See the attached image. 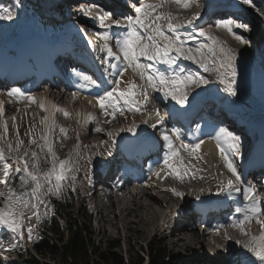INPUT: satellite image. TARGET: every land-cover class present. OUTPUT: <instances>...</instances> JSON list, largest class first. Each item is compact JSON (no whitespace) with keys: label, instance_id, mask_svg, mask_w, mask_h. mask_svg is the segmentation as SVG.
Returning <instances> with one entry per match:
<instances>
[{"label":"rangeland","instance_id":"374dc122","mask_svg":"<svg viewBox=\"0 0 264 264\" xmlns=\"http://www.w3.org/2000/svg\"><path fill=\"white\" fill-rule=\"evenodd\" d=\"M37 2L39 3L44 2V0H39V1L20 0V6L18 8H15V0H0V6L14 8L18 12L17 17L12 21L0 20V45L7 46L6 47L7 49L13 48V50H16V46H21L15 42L17 41L20 42L21 40V38L18 37L17 34H18L19 26L22 24H30L32 25L33 30H35L36 33L38 32L39 34L48 37V39L53 38L57 40V37L60 35L59 31H54L52 29L45 30L43 23L50 21H47L45 19L43 13L41 12L42 9L39 6H37ZM260 4H261L260 7L264 8V0H260ZM200 7L204 8L205 5L201 4ZM260 9L261 8L258 7V10ZM162 11L170 12L172 15L176 14V16H180L177 15L179 13H183V15L185 14L189 16V10L187 9L188 12H183V10L180 9V7L173 8L170 10H168V8L165 7L162 8ZM191 12L194 13L196 11L195 9H192ZM177 21L175 22L178 23ZM263 21L264 20L262 19L260 20L262 26L259 27V30L263 32H260L258 34L259 37L257 39L255 40L251 39V43L238 45L234 42L229 41L231 39H230V35L227 33H225L226 38H224L225 45L230 48L233 47L232 49L237 53V59H236L237 63L238 61L241 63V65H239L240 69H238L237 65L236 67L238 72L241 74L240 80L242 79L243 86L241 87L239 93L237 92L238 94L235 97L230 96L224 90L219 91L218 97L220 96L221 99L231 98V100L228 102L235 103L237 105V110L244 115L245 119H248V123L247 124L243 123L242 125L244 126L243 128L247 133V139H249V141L241 144L242 154L241 156L235 158V164L237 170L241 169L243 162L247 160L246 158L253 157V154H251L252 149L258 150L255 152L254 158L260 159L264 162V125L259 124L260 122L264 123L263 120L264 115L262 114L260 118H257L255 120L254 117L250 119L254 113L253 109L250 110L241 109L242 103L238 102V100L246 96L248 92H250L251 90L256 91L257 87L261 85L264 86V52H262L263 53L262 56L260 55L261 50L264 49ZM256 30H258V27L256 28ZM217 38L221 41L219 37ZM198 41L204 43L203 42L204 39H200ZM198 41L196 42L194 41L192 43H196V45H199L200 43ZM248 42H250V40H248ZM99 43L100 42H96L95 44L97 48L99 46ZM111 46L115 49L114 52H116L117 48L115 47V43L111 44ZM83 49L85 56L87 52L88 53L90 51L94 52V54H92L93 60L91 58H87V60L92 61L91 66L95 67L96 72L93 73L94 70H90L88 71L87 74L92 75L95 79L97 78L98 80V75H101L102 73V70H100V68H103V63H102L103 59H101L100 57L102 55H105V53L93 50L92 45L84 46ZM255 50L257 51V53H259V54H255V56L260 58L258 60V62H260V65H257L258 67L254 66V70H253L252 69L253 62L251 61L248 62V56L250 55L251 52ZM29 53L30 52L28 48L21 49L19 51L20 57L18 56L15 59V61L19 60V58L23 59L24 57L28 56ZM94 55H96V57H94ZM35 60L37 61V59ZM122 60L116 61L115 64H117L118 66H123ZM5 61L9 62L11 61V59L9 57H6ZM142 62L145 64L149 63L148 61H142ZM47 63H49V61ZM177 63L181 67H185L191 72L203 73L202 70L199 69V67L188 65V63L182 58L179 59ZM98 65L100 68L98 67ZM105 65L107 66V63H105ZM157 66L160 67V64H158ZM107 73L109 75H112L111 74L112 69H108ZM125 73L127 74L125 77L127 81H134L137 85L139 86L142 85L143 87H145L146 85L145 81L140 78L139 74L135 72L132 67H128ZM107 76H108L107 74H105L104 78L103 75L99 76V78H101L100 84H102L101 81H104L105 77L107 82L116 79V78L110 79V77ZM253 78L254 79L256 78L258 80L256 81V79L254 80ZM211 80L213 83H215L216 82L215 76H212ZM211 83L207 85L210 86ZM107 85L102 84L101 87L99 88L97 87L83 88L85 90L81 93H84L86 96L95 98L99 94V90L97 89L103 87L104 90H106ZM208 86L203 85L202 89H205L204 94L208 93L206 90ZM89 89H91L92 91L91 90L89 91ZM140 91H141L140 89L137 91L138 92L137 99H140L142 96V93ZM214 91H215L214 88L209 89V92L213 93ZM74 92H77L78 95L81 94L80 92H78V90ZM45 94L46 92L41 89L37 94H34L35 96V97L33 96L35 98L34 101H27V99L21 97L15 98V97H9L8 95L6 96L0 95V99H2L3 102L5 101L3 103L4 105L3 113L6 114V115L4 114L0 115V135H3L5 137V140L10 141L13 143V145H15L17 139V129H18L19 138L23 139L25 145H27L31 137L30 135H26V133H28L29 128L33 125H35L37 138L39 137L41 130L44 128V125H41L40 123L43 117V110L39 107V104L41 103L39 101L43 100L42 102L44 103V105H46L45 102L46 98H44ZM64 95H63L64 100L72 98L70 100H67L66 102L63 100L64 104L70 103L68 108L72 115L69 118H64V119L61 118L60 116H58V118H55V121H58L59 118L60 119L55 124L57 130L53 134L55 140L54 150L56 151V153L60 152V150L58 151V149H61L62 152L65 151L64 152L65 155H61V157H67L69 153L73 151L77 143H79L80 158L75 165L77 169L74 172L75 179L74 180L69 179L68 181L65 182L63 193L59 198L53 196V197H49L48 200L46 201L48 208V214L46 215V217L52 214L54 203L57 202V200H62L64 204L63 206H65V210H66L65 212L68 214H72L73 212L75 215H77L78 212L80 211V215H81L82 214L81 211L85 209L88 215L90 216L89 218H91L89 231L91 232L90 239L93 242L92 244L95 245L98 253L111 257L115 262L119 264L134 263L136 262V260L139 259V257H141L144 260L143 264H151L152 260L148 255L149 254L148 246L149 244H152L154 248L155 246L158 245V243H161L160 248L161 250L162 249L164 250L163 252L165 253L166 256L164 264H226L224 262L226 260H229V256L232 258L235 257V262L234 263L232 262V264L238 263L239 259L241 262H243L244 251L238 249L239 247H237V245L241 246V244L236 243V241H244L245 237L249 235H245L241 233L238 228H232V229L224 228L223 231L226 232L227 235L232 238V239H228L229 241H231V243L226 244L225 243L226 239H224V237L216 239L217 238L216 233L218 229L216 230L215 228H211L205 225L202 226L201 228L199 227L200 229H198L197 227L198 230L204 229L205 234L201 235L199 231L198 232L196 231L195 233L197 234V237L195 236L196 239L191 241L190 237L192 236L191 235L192 233H189L190 231H188L187 228L185 230V227H182L183 219L181 213L190 209V202L192 201L191 199H193L192 198L193 194L197 193L196 191H199L201 189L204 190L209 189L208 188L209 184L217 185L218 178L216 172H219V174H223V176L228 179L230 177L232 180L235 181V177H233L232 174L228 172V170L224 167L223 161L220 159V156L218 155L215 156L214 158L212 155L208 154L205 151L202 153L201 151L199 153L196 152L194 155L191 156L188 155L186 156V158H184V160H186L187 162L190 160L192 164L195 165V167L191 168L189 173L186 175L183 174L182 172L181 174L183 176V179L178 178L174 173L171 172L170 169H167L165 167L163 163L164 157L158 158L157 156H155V160L154 162H152L153 163L152 167L149 166L148 169H153V167L155 168L156 165L158 164L161 165L162 168H160V170L163 169V171H161L159 177H163L165 182L163 184H161V182H156L151 184V183L139 181L138 182V184L140 185L139 188L137 187L136 184L132 185L131 187L128 186L130 187V189L127 190L128 188L127 187L125 191L126 192L131 191L133 193L132 195L136 196L135 203H138V207H135V204L132 203L133 198H130L129 195H127L128 198L127 196L126 197L124 196L125 197L124 205L130 208L131 209V210L129 209L130 212L133 211V213H131L126 220L120 219L117 216L119 214L118 206H116L115 209L114 206L109 204L110 212H108L109 213L108 216L110 219L109 220L110 223L109 224L106 223L103 225L102 221H100L99 214L97 213V207L94 203V197L99 198L100 195L102 197L104 195L102 193H100L99 195L96 193L94 196H92L91 192L89 191L93 189L92 184L94 183L91 182L89 178L90 175L95 171V169H98L103 164L110 166V163L112 162L111 153H115V152H113L111 148L109 149L106 147H104L103 150L102 149L100 150L101 145H103V143H109L108 139L110 136L109 135L106 136V132L109 131L114 135V136L112 135L111 137H115V135L119 134L118 137H115L116 140H113L115 147L120 146L123 149V151H128L127 148L129 147L130 144L134 143V140H137V136L141 135V131H143L145 135L148 136V133L153 129H155L152 127V125L156 123L158 119L165 118L163 114L164 113L163 103L157 100L156 94L154 93L148 94V97L150 98L149 100L151 101L152 105H149L148 102L142 103L140 105V111H134L132 109L125 108L124 115H120L119 113H116L115 118L113 117L110 118L109 128L105 127L103 131L100 132V134H98L95 137H90L88 136L90 126L88 124V121H86L84 118L88 114L87 108L92 109L91 106L94 103L86 102L79 96L73 98L72 91H67ZM71 100H73L72 103ZM74 101L76 107L73 104ZM79 101L80 102L82 101L81 102L82 104ZM50 102L51 103L48 102V104L49 105L51 104L50 106H52L54 102L52 100ZM167 104L168 103H165V106ZM161 106L162 108L160 110L158 107ZM95 107L96 105L94 104L93 108ZM156 109H159L160 118L157 117L156 115V111H155ZM96 111L97 110L91 112L93 118L100 116ZM111 111L112 110H110L109 108L108 112L110 113ZM145 120L147 121V123H144ZM253 120L255 122H253ZM5 121L7 122V127H8L7 134L4 133V127H3ZM133 122H135L137 126L139 125L138 123L142 124L135 129L134 133L127 131H123V132L120 131L121 128L130 127ZM144 124L145 127H143ZM204 124H206V122H202L201 126H203ZM60 127H63L65 130H68L66 131L68 137L67 139L63 138L64 136L63 133H60L59 131ZM228 131L234 133L232 130H228ZM127 133L130 135V137L128 136L129 138L125 137L127 136ZM77 136L79 137V140H77ZM118 138H121V140L123 141L120 142ZM149 140L151 142L159 143L160 138L157 136V134H155L152 137L149 136ZM195 143L196 142H193L192 144ZM162 148L165 149L166 147L162 146ZM201 149H203V147ZM36 150L38 151V149ZM41 156L43 157V154H41ZM73 158L75 159L74 155ZM84 161H86V164L83 165ZM258 168L264 171L263 166H258ZM169 174L171 175V177ZM203 175L207 176L205 181L206 184L200 185L199 187L200 189L193 187L196 184L187 186V188H183L184 185L197 182L198 177L201 178V176ZM16 183H18V181ZM173 188L176 189L177 191H184L185 194L183 198L177 196L172 198V195H174V192L172 191ZM163 193L165 194V196H162ZM0 204H2V200L0 201ZM44 211L45 209L41 207V213H43ZM170 211L171 214L170 215L169 213L167 214V212ZM209 214H213V213H209ZM165 215L167 218H165ZM44 217L45 216H42V218ZM151 218H153L152 219L153 222L149 223L148 221ZM163 218L166 221L168 219V221L170 222L166 230H162L163 229L162 225L165 223L162 222ZM212 219H213L212 216H209V220L211 221ZM130 222H134L135 225L130 226ZM32 223H35L34 219ZM226 225L227 226L225 227H228L230 224L229 225L226 224ZM38 227H40V230L46 232V228H43L40 224L38 225ZM245 227L254 234H257L256 224H251L250 227L247 226ZM230 231H233L231 232L232 234L229 233ZM224 232L223 234L225 236ZM47 236L50 239L52 238L54 242L49 243L47 239L45 240V242L43 243V245L45 246L44 254H38L36 252V249L29 244L22 246L23 251L21 255L16 254V252H14L15 249L10 252L4 251V249H0V264H35V263L58 264L60 260L59 250L61 248V242L59 241V237L63 238V236L57 235L59 237L56 236L55 238H53V235L52 237H50L47 234ZM211 236L213 239L211 238ZM179 240H182L186 244L191 245L193 250L185 251L184 243L179 242ZM14 242L15 241H13L12 235L10 236L9 233L5 235L0 233V243H2L4 247L5 246L8 247L9 243H14ZM217 244L221 245V247L218 248L216 246ZM4 255L9 256L10 257L9 260L5 261L3 259ZM215 260L218 262H216Z\"/></svg>","mask_w":264,"mask_h":264},{"label":"snow or ice","instance_id":"6c2138e0","mask_svg":"<svg viewBox=\"0 0 264 264\" xmlns=\"http://www.w3.org/2000/svg\"><path fill=\"white\" fill-rule=\"evenodd\" d=\"M168 2H171V0H151V2L149 0H134L132 8L135 15L113 19L111 24L104 22L111 15L110 13L103 9L96 13L97 18L100 20V28L105 30L96 33L100 43L98 48L96 45H92L93 50L103 52L108 58L117 61H121V55L123 58V66L111 63L110 60L102 61V63H107L105 71L112 69L111 74L117 77L111 82L112 86L109 89L95 97V103L105 115H111L113 118H115L116 113L124 115L125 108L140 111V105L149 102L150 98L147 95L146 87L141 88L134 81L124 82L127 85L126 87L121 86V78L128 67H132L140 78L145 81L146 85L151 86L155 91L162 92L165 99L170 97L181 106L187 104L192 89L207 85L212 80L199 72H191L187 68L181 67L177 63L181 58L191 61L204 72L215 76L216 82L223 85V90L230 96L235 97L238 94L236 87L238 75L236 67L237 53L203 29H199L196 35L188 33L182 37L179 30L186 25L193 26V21L200 17V13L196 11L184 23H176L177 17L170 12L161 10L164 4ZM240 2L254 7L252 0H240ZM175 3L185 9L199 7L197 0H175ZM19 6L20 0H15V8ZM83 11L88 13L91 9H84ZM17 15L18 12L14 8L0 6V20L12 21ZM261 15H264V13H261ZM113 26L124 29L115 38V47L121 55L114 53L110 43L113 36L110 35L109 30ZM215 26L227 30L238 42L247 43L246 38L235 34L233 31V29L249 31V26L246 23L229 18L217 21ZM197 35L204 37L211 43H201L195 48L188 46L187 41L195 40ZM144 60L150 63L145 64L142 62ZM156 64L165 67L161 69L156 67ZM74 74L80 81L77 85L78 88L101 87L100 82L92 75L76 70H74ZM137 89H140L142 93L140 99H137ZM7 94L9 97H21L29 101L35 99L19 88H12ZM77 95V92L72 93L73 98H76ZM39 107L49 115L43 116L40 121L44 128L38 138L35 125L31 126L28 133H26L31 137L27 145H25L23 139L19 138L18 129L15 145L5 140L3 135H0V185H3L5 189L0 190V200H2V204H0V229L11 233L13 241H15L9 243L6 249L0 243V249H4V251L10 252L15 249L18 241L24 239L25 229L29 241H32L34 237H38L36 229L42 222V216L48 214L46 201L53 196L59 198L63 193L65 182L69 179H75L74 172L77 170L75 165L80 158V145L77 143L73 151L67 157L61 159L54 150L55 140L53 135L56 131L54 113L59 112L65 117H70L72 114L54 104L52 105L53 112H50L43 102L39 104ZM109 108L112 110L110 113L108 112ZM3 111L4 105L3 102H0V115L3 114ZM155 111L157 117H159V109ZM84 119L91 121L93 116L88 113ZM144 123H147V121L145 120ZM157 123L163 128V119H158ZM156 126V123L152 125L153 128H156ZM3 127L4 133L7 134L6 121ZM137 127L136 123L133 122L130 127L121 128L120 131L134 133ZM59 131L64 134V139L68 138L63 127H60ZM95 131L101 132L102 129L97 127ZM168 132L167 129L162 132L168 149L163 163L178 178L183 179L181 173L188 174L195 165L190 160L187 163L185 162L181 156V150L187 152L190 156L194 155L200 149L203 141L188 144L184 141L182 133L178 129H172L170 135ZM108 135L111 137L113 134L109 132ZM213 138L216 141V147L224 167L235 177V181L232 179H228L226 182L221 181L218 194L227 192L231 196L232 193H239L244 201L242 206L235 209L238 217L232 221L231 226L238 228L241 233L249 235L245 225L255 221L261 230L258 236L250 235L247 241H236V243L241 244L244 249L255 256L260 264H264V201H262L254 184H243L241 175L237 170L235 158L242 154L241 137L221 127ZM77 140H79L78 136ZM41 154H43V157ZM161 171L163 169L154 174L159 177ZM17 178L18 184L16 183ZM172 191L177 197L183 198V192L174 188ZM200 191L202 192L204 189ZM197 199H199V196ZM41 207L45 209L43 213H41ZM33 219L35 223H32ZM224 239H231V237L225 233ZM216 246L221 247L219 244ZM9 258L7 255L3 256L5 261Z\"/></svg>","mask_w":264,"mask_h":264},{"label":"trees","instance_id":"16d2710c","mask_svg":"<svg viewBox=\"0 0 264 264\" xmlns=\"http://www.w3.org/2000/svg\"><path fill=\"white\" fill-rule=\"evenodd\" d=\"M238 84H236L237 89L239 87L237 85H241L242 82L236 78ZM260 85V84H259ZM243 102L242 107L246 110L250 108L253 109V117L254 119L260 117L262 114L264 115V86L261 85L256 88V91L251 90L248 92L246 96L240 99ZM57 155L63 159L65 157H61V155H65V151L62 152L61 149H58ZM59 153V154H58ZM86 164V161L83 162V165ZM18 184V183H17ZM62 200H57L53 206V212L49 216H45L42 218V222L40 225L43 228H46V232L40 230V227L36 229L38 232V237H34L32 241H29L27 238V231L25 229L24 239L19 240L17 246L15 247L14 252L16 254L21 255L23 251V245L29 244L32 245L38 254H44L45 246L43 243L47 239L49 243H53L52 238L50 239L47 234L53 238L57 235L63 236V238L59 237V241L61 242V248L59 250L60 260L58 264H119L115 262L111 257L98 253L96 247L91 241V232L90 224L91 218L88 215L87 211L84 209L82 214L80 215V211L77 215L73 212L72 214H68L65 211V206H63ZM3 230V229H2ZM6 231V230H4ZM8 232V231H6ZM9 233V232H8ZM11 234V233H10ZM66 234V236H65ZM12 235V234H11ZM13 238V235H12ZM65 238V239H64ZM161 243H158L157 246L153 248L152 244H149V257L151 258V264H164L165 261V253L164 250L160 248ZM144 260L139 257L136 262L131 264H143ZM38 264V263H35Z\"/></svg>","mask_w":264,"mask_h":264},{"label":"bare ground","instance_id":"6f19581e","mask_svg":"<svg viewBox=\"0 0 264 264\" xmlns=\"http://www.w3.org/2000/svg\"><path fill=\"white\" fill-rule=\"evenodd\" d=\"M44 2H45V0H44ZM189 10V16L188 15H184L183 17H184V22L186 21V19L188 18V17H190L191 16V14H193V12H191L192 10L191 9H188ZM191 10V11H190ZM190 12H191V14H190ZM182 21V20H181ZM186 26H188V25H186ZM257 27H258V25H257ZM256 28V27H255ZM188 31V30H187ZM260 32H263V31H261V30H259V27H258V30H256V31H254V30H252L251 32H250V37H252V40H255V39H257L258 37H259V33ZM87 32H85L84 31V33L83 34H86ZM189 32H186V34H188ZM36 32H35V34H34V37L36 36ZM87 35V34H86ZM256 38H255V37ZM32 38V39H31ZM31 38H29V39H27L26 38V40H23V39H21L20 40V42H18V44L19 45H21V46H16V50L17 51H19V50H21V49H29V51H31L30 53L31 54H33L34 55V57H35V59H37V62H38V64L39 65H42L41 66V70L42 71H44L45 69H46V65L47 64H49V63H51L50 62V59L48 58V60L47 59H45V58H43V57H41L40 55H41V52L39 51V43H38V38L37 37H35V38H33V37H31ZM21 42H23V43H21ZM31 42H33V43H31ZM27 45H26V44ZM15 50V51H16ZM14 52V50L11 52V53H13ZM26 52V51H25ZM49 61V63H47ZM9 63V64H8ZM47 63V64H46ZM8 65V66H7ZM7 66V67H6ZM11 66V62H7V61H5V58H4V61H3V63H2V69H1V71H0V76L2 77V76H5V75H7V70H8V68ZM44 69H43V68ZM97 68V67H96ZM21 69H23V67L21 66ZM93 73H95L96 72V69H95V67H93ZM99 74V73H98ZM101 75H103V78H104V76H105V74H102L101 73ZM101 75H98V80H99V82H100V79L101 78H99V76H101ZM108 77V76H107ZM97 79V78H96ZM80 82H77V84H79ZM101 83L103 84V85H107L108 83H109V81L107 82L106 81V77H105V79H104V81H101ZM101 84V85H102ZM77 89H78V92H83L85 89H83V88H78V86H77ZM91 89H89V91H90ZM97 90H99V94H101V93H103L105 90H104V88L102 87V88H100V89H97ZM106 90H107V87H106ZM88 91V92H89ZM92 91V90H91ZM94 91H96V90H94ZM93 91V92H94ZM45 92H46V94H45V97L44 98H46V105H45V107L46 108H48L49 109V111L50 112H53L54 110L52 109V106H50L49 104H48V102L49 103H51L50 101L52 100L53 102H54V105H56L57 107H59V108H68V106H69V104L70 103H67V104H64V101L66 102L67 100H70V99H72V98H69V99H63V95H56V94H54V92H48V91H46L45 90ZM98 92V91H97ZM90 94V93H89ZM98 94V95H99ZM83 95V96H82ZM95 95V94H94ZM77 96H79V97H81L83 100H85L86 102H90L91 101V103L93 102L94 104H95V98H92V97H89V96H86L84 93H81V94H79V95H77ZM64 98H65V95H64ZM4 99V98H3ZM45 100V99H44ZM63 102H62V101ZM80 100V99H79ZM43 101V100H42ZM72 101L73 100H71V103H72ZM0 102H3V100L2 99H0ZM5 102V101H4ZM3 102V103H4ZM56 102H58V103H56ZM77 102H78V100H77ZM76 102V103H77ZM80 102V101H79ZM82 102V101H81ZM80 102V103H81ZM60 103H63V104H60ZM80 103H78V104H80ZM7 104V103H6ZM73 104L75 105V101L73 102ZM82 104V103H81ZM93 104V105H94ZM93 105L91 106V107H93ZM7 106V105H6ZM75 107H76V105H75ZM159 108V107H158ZM87 110H88V108H87ZM68 112L70 111V110H67ZM4 112V111H3ZM56 113H58V112H55L54 113V116H53V118H54V120H55V118H58V114H56ZM86 113V112H85ZM4 115H6L5 113H3ZM56 114V115H55ZM7 115H8V112H7ZM45 115H49V113H46V112H43V116H45ZM7 117V116H6ZM160 118V117H159ZM60 119V118H59ZM59 119H58V121H59ZM158 119V118H157ZM157 122V121H156ZM10 123V122H9ZM55 123H56V121H55ZM221 128V126H219V125H217L216 123H214V122H208V123H206L204 126H202V127H198V128H196V129H194V128H191V129H189V128H187L186 130H184L186 133H188V135H190L191 137H193V142H196V143H198L199 141H203V143L201 144V146L203 147V149H199L197 152H202L203 150L205 151V152H207L208 154H210V155H212L214 158H215V156H218L219 155V152H218V150H217V147H216V141H215V139L213 138L214 136H215V134L217 133V131L219 130ZM158 128H155V130H157ZM168 134L170 135L171 133H170V131L168 132ZM210 157V156H209ZM119 161H120V158H119ZM123 166H125V164L123 165ZM133 174H134V176L137 178H140V180H141V178H142V176H140V173H139V171L138 170H136V169H133ZM201 179V178H200ZM138 180L136 181V182H134L132 185H134V184H136L137 185V187L139 188L140 187V185L138 184ZM140 182H144L143 180L142 181H140ZM132 185H127L126 187H125V190H126V188L128 187V186H132ZM104 188H103V190H108V187H106V186H103ZM130 187H128L127 188V190L128 189H130ZM194 188H198L197 187V185H194L193 186ZM123 189V188H122ZM124 190V189H123ZM115 193H114V196H113V199L111 200V203H113V206H114V208L116 209V206H118V210H119V214L117 215L120 219H123V220H126L127 219V217L131 214V213H133V211H131L130 212V208H128L126 205H124V200H125V197L127 196V195H129V197L130 198H133V204H135V207H138V203H135L136 202V196H134V195H132L133 193L131 192V191H128L129 193L124 197L123 196V194L124 193H126V191L124 192V193H122V192H119L118 190L117 191H114ZM102 194L105 196L106 195V191H102ZM137 194V193H136ZM101 198H102V196H99V198H98V201H101ZM127 198H128V196H127ZM101 207H100V206ZM98 206H99V208H104V206H103V204H101V202L98 204ZM130 209V210H129ZM128 212V213H127ZM130 212V213H129ZM126 213H127V215H126ZM169 213V215L171 214V211L170 212H167V214ZM126 215V216H125ZM156 215V214H155ZM168 216V215H167ZM165 218H167L166 217V215H165ZM153 218H151V219H149V223H152L153 222V220H152ZM168 219H169V217H168ZM168 219H167V221L163 218L162 220H163V222H165L166 223V225H165V223L162 225V228L163 229H166V227H167V225H169L170 224V222L168 221ZM157 220V219H156ZM160 221V220H159ZM226 224H228L229 225V223H224V224H220V227H218L220 230H223L224 228H225V226H227ZM132 225H135V223L134 222H130V226H132ZM156 227V226H155ZM154 227V228H155ZM224 227V228H223ZM223 228V229H222ZM255 228V227H254ZM156 229V228H155ZM207 229V228H206ZM248 230V229H247ZM195 231H199L198 229H197V226H196V228L193 230V231H191V232H189V233H192L191 235V237H190V240L192 241V240H194V239H196V237H195V235H194V232ZM206 231H208V230H206ZM216 231V230H215ZM249 231V230H248ZM224 232V231H223ZM228 232V231H227ZM231 232H233V231H230L229 233H231ZM236 232V231H235ZM200 233H201V235H204L203 234V232H201L200 231ZM212 233V232H211ZM224 233H226V232H224ZM260 233V232H259ZM215 234V233H214ZM232 234V233H231ZM190 235V234H189ZM249 235H258V233L257 234H254L253 232H251V231H249ZM214 236V235H213ZM217 238L216 239H218V238H221L222 236L221 235H219L218 236V234H217V236H216ZM235 237V236H234ZM211 238H212V236H211ZM210 238V239H211ZM249 238V237H248ZM248 238H246L245 237V239H244V241H247L248 240ZM213 239V238H212ZM232 239V238H231ZM179 242H181V243H184V249H185V251H187V250H193V248H192V246L191 245H188V244H186L184 241H182V240H179ZM238 246H240V245H237V247ZM242 246V245H241ZM213 249H215V248H213ZM235 249V248H234ZM238 249H241V248H238ZM237 249V250H238ZM225 251V250H224ZM216 261V260H215ZM216 262H218V261H216Z\"/></svg>","mask_w":264,"mask_h":264},{"label":"water","instance_id":"95a60500","mask_svg":"<svg viewBox=\"0 0 264 264\" xmlns=\"http://www.w3.org/2000/svg\"><path fill=\"white\" fill-rule=\"evenodd\" d=\"M19 35L20 37H22L23 40H26V38L28 39L32 37L33 36L32 27L29 25L21 26Z\"/></svg>","mask_w":264,"mask_h":264}]
</instances>
